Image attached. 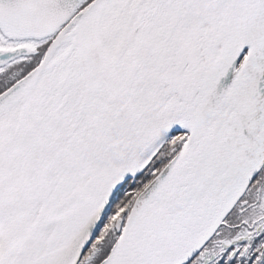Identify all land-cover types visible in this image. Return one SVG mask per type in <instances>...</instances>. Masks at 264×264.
Masks as SVG:
<instances>
[{"label":"snow or ice","instance_id":"snow-or-ice-1","mask_svg":"<svg viewBox=\"0 0 264 264\" xmlns=\"http://www.w3.org/2000/svg\"><path fill=\"white\" fill-rule=\"evenodd\" d=\"M0 264H264V0H0Z\"/></svg>","mask_w":264,"mask_h":264}]
</instances>
